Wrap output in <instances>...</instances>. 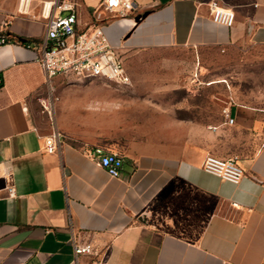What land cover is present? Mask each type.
<instances>
[{
  "label": "crops",
  "instance_id": "0c3cea01",
  "mask_svg": "<svg viewBox=\"0 0 264 264\" xmlns=\"http://www.w3.org/2000/svg\"><path fill=\"white\" fill-rule=\"evenodd\" d=\"M47 1L0 0V36L8 39L0 45V264H264L259 109L235 104L234 125L199 122L176 102L127 116L135 100L105 91L81 107L95 118L86 130H59V151L46 152L54 126L40 98L51 89L36 46L47 34ZM73 1L82 25L108 16L102 0ZM133 1L129 16L103 24L123 62L147 51L264 45V0ZM212 1L235 13L232 27L212 20ZM138 119L151 123L127 122ZM93 147L122 157L119 177L83 154ZM208 155L238 157L242 181L205 172ZM86 244L95 253L76 256Z\"/></svg>",
  "mask_w": 264,
  "mask_h": 264
},
{
  "label": "rangeland",
  "instance_id": "374dc122",
  "mask_svg": "<svg viewBox=\"0 0 264 264\" xmlns=\"http://www.w3.org/2000/svg\"><path fill=\"white\" fill-rule=\"evenodd\" d=\"M124 63L132 77L129 86L102 80H56L59 101L55 116L60 118L56 127L63 134L70 136L86 130L85 125L95 118L81 107L105 91L135 100V104L126 106L127 116L146 117L153 108L166 109L170 102H176L182 112L184 106L189 108L186 115L190 113L193 119L214 125L223 118V103L217 98L264 112V45L245 42L227 52L193 48L147 51L126 57ZM179 83L181 87H175ZM127 122L147 129L151 120Z\"/></svg>",
  "mask_w": 264,
  "mask_h": 264
},
{
  "label": "built area",
  "instance_id": "2783aa9c",
  "mask_svg": "<svg viewBox=\"0 0 264 264\" xmlns=\"http://www.w3.org/2000/svg\"><path fill=\"white\" fill-rule=\"evenodd\" d=\"M47 10V34L36 48L38 58L50 87V92L40 98L43 112L53 123V132L46 137V152L54 154L62 145V134L55 124V109L59 98L55 95L53 83L56 79L65 80H102L117 86L131 84V77L105 35L103 24L113 18L129 16L135 9L133 0H102L100 12L108 16L97 15L89 24L80 23L78 6L73 0H52L43 4ZM212 20L215 23L232 27L235 23V13L222 7L217 1L209 3ZM53 13V14H52ZM8 42L5 36H0V45ZM221 114L226 125H234L235 118L232 100H222ZM83 154L99 163L112 177H119L123 167L122 157L115 151L103 147L85 148ZM203 169L205 172L222 180L238 185L244 171L239 165L238 157L220 158L208 155ZM13 193V190H11ZM237 206V204H234ZM95 249L91 244L75 247L76 256L92 255ZM100 264V263H97Z\"/></svg>",
  "mask_w": 264,
  "mask_h": 264
}]
</instances>
